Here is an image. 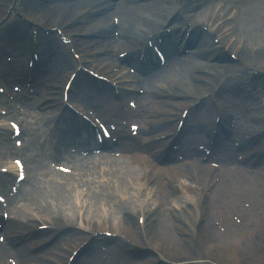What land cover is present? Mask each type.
Listing matches in <instances>:
<instances>
[{
    "label": "bare ground",
    "instance_id": "bare-ground-1",
    "mask_svg": "<svg viewBox=\"0 0 264 264\" xmlns=\"http://www.w3.org/2000/svg\"><path fill=\"white\" fill-rule=\"evenodd\" d=\"M173 1L174 0H119L118 2L112 3L109 0H75L73 4H67L65 2L54 3L53 0L50 5L42 2H35L31 8V10L33 9L35 13L30 14L26 12V14L29 20L34 21L40 27L47 29L58 27L59 29H62L64 35H72L73 40L77 43L75 45V51L81 54H88L90 52H94L95 50H89L87 46L91 42L96 41V38L103 35L107 36L109 33L107 32L108 29H112L111 21L108 19V17L111 15V11L116 7L119 9V13L123 17L126 24L134 22L135 18L140 20L142 18H147V27H145L149 28V26L152 24V20L156 18V15L158 16L163 7H170L171 12L174 10L176 5L172 9V5L169 4V2L172 3ZM197 1L198 2L194 6L196 11L199 10L200 7H202L206 2H208V0ZM253 1L254 0H250V2H246L243 5V9L240 11L236 19L234 18V16H236L235 11L222 7L218 9L217 5L211 9V15L209 17H206V14L210 10L209 8H205L203 11L201 10L200 13L191 19V25L212 27V29L210 28L212 33L220 35V44L216 45L210 38V35L205 30H202L200 32V41L197 48L185 58L179 59L175 56L174 51L167 49L166 63L160 69L158 75L153 78L148 74L150 71L147 70L146 74H148V76L146 79V86L156 87L155 94L158 95L159 93L163 95V91L160 92L158 90L160 87H162V85H167L169 87H171L170 85H175L176 77L178 76H176L174 72H171L169 66L167 65V62H171L172 60L181 61V76L187 75L190 72L200 71L204 68H210L213 72H215L213 75H216V73L219 74V72H221L219 76L237 69L240 64L226 61V59H224V50H220V48L223 46L238 51L242 58L240 63L244 67L256 65L255 62L248 61L246 58L247 56H245V52L249 50V45L247 44L251 39L252 34L260 31H263L264 33V2L261 3V0H255L253 3ZM96 2L99 4V6L94 7L93 5ZM12 3L13 0H0V13H5L7 10H9ZM179 4L180 0L177 2V5ZM16 6L18 9H22V4H16ZM109 8H112L111 11L109 10V16L102 14V16L99 18H95L90 14V11L97 12L99 9ZM171 12H169V14ZM4 13L2 15L0 14V19L3 17ZM188 15L190 16V14ZM85 23L88 25L84 26ZM134 29H138L134 26V24H132L130 28H123V30L121 29L118 47H123L125 50L129 51L137 46V40L140 33H136ZM155 33L157 32H154V34ZM136 35H138V37ZM12 36L18 39L27 38V35L21 34L20 31L19 33L17 31ZM110 38V36L107 37L106 41H108ZM42 39L43 38H40L38 40L40 44L42 41H44ZM183 43V41L180 42V45ZM25 46L26 45L20 43L19 41L15 43H0V51H2V53L11 51L12 53L10 56L16 61L13 66H7L10 68V70L18 74L19 72L23 74V79L24 73H22V71L23 68H25L24 62L26 61V58H24V53H27L29 50L27 57V60H29L31 54L33 53L32 55H34V51H36L35 47H33V44H29L27 47ZM255 51L258 52L260 56L259 58L263 59L262 56L264 55V45L261 48L255 49ZM46 52L47 51L44 50L42 55L39 57L40 60L38 63L39 65L41 64L39 70L49 72L51 63V72L49 75L51 76L52 80L57 83L58 80H60L63 76L67 78L70 74L69 70L77 64L76 61L65 56H48L46 55ZM216 55L218 56L216 57ZM105 60H112V57H107ZM19 65L21 66L20 68H18ZM17 76L18 75L12 77ZM123 76L128 80H133V77L130 75V70L128 74L125 72ZM197 84L200 85L199 83ZM200 86H202L203 90L207 88L203 84ZM133 87H135V85H133ZM42 90H40L42 93L40 94L41 99H36L35 101V104L38 107L42 105V101L44 100L45 92H42ZM46 105L48 104L41 106V109H45L47 107ZM168 106L167 99H161L160 104L158 107H156L155 112H159L160 110L168 113L171 111ZM220 111L225 113V110H223L221 107ZM213 118V113H209V115L205 117L207 122H210ZM101 159H104V168L99 172V176L102 177V175L105 173L110 174V176H106V178L102 180V184L107 185L102 186V191L101 193H97V197L100 195L101 197L99 199L101 202H105L107 206H110L111 204L113 205V207L110 206L111 209H113L112 213H110V215L112 214V218L116 217V210L114 209L115 206L119 207V214H121L122 217L117 222V227L122 228L123 230L119 233L125 234L128 238L130 237L132 239L131 241L137 243V245H141L139 243L143 237L140 232V226L137 222L136 228L135 223L132 220L134 213L131 210L133 206L134 190L139 188L141 183H145V180L143 179L147 175V172H145L146 165H139L131 161L123 162L121 159ZM133 160L136 161L137 159ZM88 161L89 160H84L83 164H87ZM243 170L244 168L238 170L235 167L228 169V172L224 175V177L231 179L224 183V188L229 191V197L224 198L219 193L214 194V198H220V204H223V201L225 200L231 206L234 203L239 205L237 194L240 190H243L245 195L252 200L264 197V173L260 170L256 172L250 171L249 173ZM203 171L207 172L208 170ZM162 173L166 174L165 177L167 179L165 183L161 182L160 178L158 177V175H161ZM178 173H181V180L180 177L178 179ZM70 177L73 176H66V182L63 181V184L58 187L57 192L54 190L51 191V196H49L50 199L44 197L41 199L39 196L31 195L32 192L30 189L24 191L22 194V199L27 200L28 198H32L31 201H34L40 209L37 210V212H39L45 218L54 220V223H59V220L61 222L64 220L72 222L71 220L73 215H71L69 212L71 209H75L78 206V203L75 195L73 194L72 196V191L69 190L70 187H73ZM151 177H154L151 182L155 183V185L162 184L163 186L167 187L161 188L160 192L158 193V199L165 203V211H158L157 214L158 218H163L160 220L159 224L157 221V224L155 225L153 221V215H155V211L153 212L150 210L148 212L149 216L147 218V221L149 220L150 222L147 224V231L145 233V236H147L148 245L154 247L157 250L159 256L156 255V257H153L151 255L148 257V254H146L138 259L139 257H137V255L134 257L132 254L129 255L131 259L127 261V264H154L156 262L160 263L164 261L166 262L165 264L177 261H182L183 264H189L198 257H206L209 260V263L216 262L218 264H264V222L260 221L255 211L252 212L248 217L243 216V220L241 221V224L243 223V232L241 237L237 238L232 234V230H236L239 227L236 226L234 222L227 220L226 226L229 225L228 232L226 235L222 234V239L218 240L216 239V231L218 230L215 231L216 227L209 222V211H204L206 204L210 199L208 191L212 188L213 180L204 181L202 176H200V173L196 170L188 169L185 171L183 168H179L177 172H174L167 168L155 167L151 173ZM195 178L200 179L198 180L200 185H195L193 183V179ZM125 181L127 183H125ZM132 188L133 190H130ZM150 193L151 188H148L144 193L147 197V200L151 199ZM48 194L49 193L47 192L46 195ZM79 195L81 196L82 194L79 192ZM87 196L92 197V194L90 193ZM182 196H188L191 198L190 201H196L199 208L204 201V212L202 211V214L199 217L197 216V218L195 217L191 207L184 205L186 212L192 216L191 219L189 221H187V219L181 220V227L179 224H172L173 226L171 228L164 227V224L166 225L168 220L172 218L174 214H177L176 206L178 203L181 204L179 198ZM29 203L30 201L26 203V205ZM259 204L264 206V202H260V200ZM26 205L22 209L18 210V214L19 216L24 217L20 219L29 220L31 215L34 216V214H28L30 212ZM90 206L91 205H88V207ZM147 206L148 209H150L148 204ZM104 208L103 213H101V208L97 206L96 221H93L91 218L82 219L90 230L96 229L98 226L108 222L106 210ZM109 209L107 210L109 211ZM241 211L244 212L245 210ZM96 222H99V224L97 225ZM126 222L129 224V226H125ZM187 225L191 226L192 232L194 230L193 234L196 233L199 235V240L196 246L189 244L188 235L189 233L192 234V232L186 228ZM144 227H146V225ZM180 234H185L187 237L183 239ZM119 245L120 247L118 245L113 247L114 252H124V248L126 247L124 243L120 242ZM16 249H18L19 252H22L24 247L19 246Z\"/></svg>",
    "mask_w": 264,
    "mask_h": 264
},
{
    "label": "rangeland",
    "instance_id": "rangeland-1",
    "mask_svg": "<svg viewBox=\"0 0 264 264\" xmlns=\"http://www.w3.org/2000/svg\"><path fill=\"white\" fill-rule=\"evenodd\" d=\"M37 1L38 0H16V3L17 4H22L21 11L18 10L17 8H15L16 6H13L8 12H5V13L3 12L4 13L3 17L4 18H2L0 20V30L4 28L3 31H5L6 28L8 27V25L10 24V22L12 20H14V19L20 21V23L23 24V25L28 24V22H25V20H24L25 19L24 16H27V14L24 11H26V12H28L30 14L35 13L33 11V9L31 10V8H32L33 4L35 2H37ZM174 1H176V4H177V1L178 0H174ZM221 1H223V0H209L207 3L204 4V7H201L199 10H197L198 11L197 14L200 13L201 10L203 11L205 8H208L209 7L210 10L206 14V17H209L211 15V12L210 11L213 8V6H216L215 4L218 3V8H219V6H220L219 4H220ZM26 2H27L28 5H26ZM39 2H41V1L39 0ZM74 2L75 1L73 0V1H71L70 4H73ZM170 3L171 2H169V4ZM222 3H224V2H222ZM172 6H174V5H172ZM169 8L170 7H166L165 9L162 8V11L159 12L158 16L156 15V18L154 19L155 21H152V24L149 26V28H146L147 27V25H146V21L147 20L145 18H142V17H141L142 18L141 20L138 19V18H135L134 19V22H132V23L135 24V27L139 29L138 31H140V33L142 35H145V34H147V32L157 29V27L159 26V24H162L163 23V21L165 20V18H167V15H168L167 14L168 12H165V10L166 11H169ZM3 13H0V14L2 15ZM183 14L186 15V13H183ZM95 16H98V15H95ZM132 23H129V24L128 23L127 24L124 23V26L123 27L130 26V25H132ZM173 26H175V25H173ZM23 32L25 34H27L28 37H29V39H30V32H29V30H27V29L24 28L23 29ZM0 35H2V34H0ZM44 38H46L47 40H50V44L52 42V48L55 51L58 50L60 55H63V54L65 55L66 54V55H68L67 57H69V56L72 57V52L70 51V49H71L72 45H76L77 44L75 41H72V43L70 45H69V42H67V46L65 44L62 45V44H60V42L62 40L60 39L59 35L55 31H51L50 34L47 35V36H44ZM104 41H106V39H104V38H102L101 41H98L97 40L96 41L97 43L94 44V46L92 45V47L103 46L104 44H102V43H104ZM56 42L59 43L60 45L56 46ZM62 43H63V41H62ZM109 45H110V42L108 43V47H110ZM113 45H115V44H113ZM113 45H111V47ZM247 45H249L248 46V49L249 50L247 52H245V56H247L246 58L248 59V61L249 62H255L256 65H254V66L256 67V69L257 68L258 69H264V55L262 56L263 59H260L259 58L260 56H259L258 52L255 51V49L261 48L264 45V33H263V31L255 32L254 34H252L251 39L249 40V42H248ZM106 47L107 46L105 45L104 48H106ZM111 47L109 49H111ZM223 48H224V51H223L224 59H226V61H231V62H234V63H238L239 64V62L238 61L235 62L236 60L233 58V56H235V57L237 56V58H239L240 61L242 60V58H241L240 54L238 53V51H236V50H234L232 48L231 49L226 48V47H223ZM109 52H110V50H109ZM102 57H103V55H98V54H93L92 55V54H90V55H88V58H89L90 62H87L85 64L91 65L92 68L98 69L99 68L98 66H100L98 64V61L95 60V62H93L92 59H98V58H102ZM242 68H244V67H242ZM242 68H239L236 72L239 73V74L246 73V75H249L250 73H253V69H247V68L242 69ZM251 68H253V67H251ZM72 70H73V68H72ZM72 70H70V71H72ZM100 70H104V69L103 68H100ZM212 73L213 72H212L211 69H203V71L202 72H199L197 75L198 76L202 75V76H206V77H211V74ZM235 74L236 73L232 74V78H231L232 81H235L236 80ZM64 82H65V77L64 76L60 80H58V83H55L51 79L48 80V78H47V82L45 81V86L43 87V88H45V91H46L44 97H51V96H54L55 94H57V91H60L61 90V87L63 86ZM183 83H184V87L183 86H179V87H176V88H172L173 90L175 89L174 91H175V94L176 95L175 96H172L173 100H170L171 103H173V105H175L176 102L179 103V104H181L178 108L175 109V111L176 110L181 111V108L183 106H186L185 102H190V101L195 102V101H197L196 99L198 97H200V96L204 95L205 93H208L209 92L208 89H206V90H198L197 91L196 90L197 88H195L193 86L192 80L190 78L188 80H184ZM2 85L5 86V82L3 80H2ZM207 85H209V84L207 83ZM6 89L8 90V88H6ZM89 93H91L92 95L94 94V92H93L92 89H90V92H88V94ZM4 101H5L4 100V96H2L0 94V103L1 102H4ZM174 101H175V103H174ZM262 101L264 103V97H258L257 100H256V103L254 105V107H255L256 110L252 112V115L254 113H257V117L258 118L256 117V122H254L252 124V127L250 128V131L249 132H251L252 134L255 133V131L256 132H260L261 130L264 129V105L262 107ZM74 103H76V102L74 101ZM4 104L6 105L7 103L4 102ZM54 109H56V106L53 107V110ZM36 114H38V115H36V117H29L28 120L30 122L31 121L32 122L33 121H37L38 122V125L37 126H41L42 124H44L45 122H47V120L49 118H52L55 113H48L46 115H42L43 112H37ZM250 115H251V113L248 112L247 109H243L242 116H243V120L244 121H245V119L250 118ZM119 116H120V113L117 115V117H119ZM151 120H153V118ZM241 123L243 124V122H241ZM36 132L41 133V130L40 129H37V130H35V134H36ZM38 134H36V135L38 136ZM231 148H233V147L231 146ZM41 153L44 154L45 152L42 151ZM239 155H240V152L239 151H237V152H235L233 154V156H232L233 162H235L237 160V157ZM257 155L260 157V154H257ZM187 160H191V158L190 159H186V161ZM220 163L223 165L222 160H221ZM229 163H230V161H226V164L227 165ZM187 167H190V166H185L184 168H187ZM98 174H97V176L93 174V176L90 178L89 182L92 181V183H91L90 186L88 185L89 182H87L85 184H82V186L86 187L87 190L92 194V197L87 196L90 193L86 194V193H84V191H82V190H84L86 188H83V189L81 188L80 189V187L77 186L78 189L74 188V189L71 190L72 191L71 192V195L72 196H73V194L75 195L76 200H77V203H78V206L75 209H71V211L69 212L71 215H73L72 220H71L72 222H68L66 220H64L63 222H61L59 220V223H54L55 222L54 220H52L50 218H45V217L42 216V218H36V220L32 222V225H35V224H38V223L39 224L40 223H44L46 225H49L50 226V229L45 234L46 235L45 238H47V237H49V236L57 233L55 231V228H56L57 231H61V227H63V225L61 223L68 222L71 225H75L73 227L83 228L82 225H86V223H84L82 219L91 218L93 221H96V210H97V206H99L101 208V213H103V208L106 207L104 209L106 210V216L108 218V222H106L103 225L98 226L94 230L100 231V232L101 231L102 232H107V233H110L112 235H119V232L123 231L122 228L117 227V222L122 217V215L119 214V207L115 206L114 209L116 210V217L115 218H112V214L110 215V213H112V211H113V209H111V207H113V205L111 204L110 205L111 207L110 206H107L105 202H101V200L99 199L101 197L100 195H98V197H97V193H101V191H102V186H106L107 185V184H102V180L104 178H106V176H110V174L105 173V175H102V177L98 176ZM165 181H166V179H163V182L164 183H165ZM125 183H127V182L125 181ZM130 190H133V188L130 189ZM154 190L155 189L152 190V193H151L152 195H150L151 196V199L150 200H147V197H146L145 194H144L143 197L139 198L144 191H147L145 185L142 184L139 188H137L136 190H134V194H133V206H132V210L131 211L135 215H137V213L140 212V210H141V207H140L141 204H145L147 214H148V212L150 210H152L153 212L157 210V207L159 206V203H158L157 197L156 196L155 197L153 196V193H155ZM45 191H48V190H45ZM78 191L82 194L81 196L79 195V192ZM43 196H45V195H43ZM49 196H51V193L50 192H49V195L45 196L44 198L50 199ZM39 197H42V196L39 195ZM262 201L264 202V199L263 198H262ZM180 202H181V204L178 203V206H177V209L179 210L178 213H180L179 218L180 219H182V218L184 219L185 218L188 221L191 218L188 215H186L185 212H184V205H185L186 202H184V199H180ZM32 204H33L32 206L38 208V205L36 203H32ZM147 204L150 206V209H148ZM88 205H91V206L88 207ZM204 207H205V204H204V201H203L202 205L200 206L201 211H203ZM206 208H207V204H206V207H205L204 211L206 210ZM107 209H109V211ZM191 209L193 210V212L195 211L193 208H191ZM261 209H262L261 213L264 214V207L261 206ZM117 212H118V215H117ZM234 212H236V211H234ZM234 212H232V213H234ZM154 213H156V212H154ZM153 218H155V223H157V221H156L157 215H155ZM135 220L136 219L134 218V221ZM56 222H58V221H56ZM73 223H76V224H73ZM96 223H97V225L99 224V222H96ZM172 224L173 225L174 224H176V225L179 224L180 227L182 226V224L179 223V222H177V221L176 222H172L171 220H169L166 225L164 224V227L171 228L173 226ZM125 226H129V224L126 222L125 223ZM135 226L137 228V224H135ZM186 228H188V225H187ZM63 230L67 231L68 228H62V231ZM69 230H71V227H69ZM242 230H243V227L242 226H239V228L237 230H232V234L235 237H237L236 235H239ZM76 233L79 234V235H81V237L78 238V239H76L75 237H72L70 240H68V237L67 236H60V234L59 235L56 234L58 237L55 236L53 238V240L56 239V237H57V240H60L61 242L59 243V245L57 246V248H54L53 251H51L50 253H48L49 255L48 254H44V255H46V257H44V260L47 263H49L51 259H64V256H60L62 253H64L65 256H67L68 254H70V252L73 249L77 248L78 246H82L87 241L85 239L87 238L88 231H83V232H80L79 231V232H76ZM75 235L76 234H74V236ZM123 235L126 237L127 240H130V241L132 240L130 237L128 238L125 234H123ZM100 236H102L104 238H107V239L111 238V237H108L107 235H104V234H100ZM180 236L183 239L185 237H187L185 234L184 235L180 234ZM237 238H239V237H237ZM74 239H75V241H74ZM188 241L190 243V237H189V240ZM107 243H110V242L109 241H104V242L103 241H100V242H98L96 244V247L92 249L93 255L97 259V262L92 261V264H100V263L109 264V257H110V255H109V249L106 248V246H105V244L108 245ZM131 243L134 244V242H132V241H131ZM139 244H141L140 246H142V247H147L146 243L143 242L142 239H141V241H140ZM148 253H150L148 255H153V257H156V255H157L155 253V250L153 249V247H150V249L148 250ZM35 259L39 263L41 261H43V259L41 257H39V256H36ZM123 262H124V260L121 259L120 261L115 262V264H120V263H123ZM195 262L196 263H194V264H197V262H200L198 264H205L206 262L208 264H218L216 262L215 263L214 262L209 263V260L206 257H202V259H200L198 257V258L195 259ZM124 264H127L126 261H125Z\"/></svg>",
    "mask_w": 264,
    "mask_h": 264
}]
</instances>
